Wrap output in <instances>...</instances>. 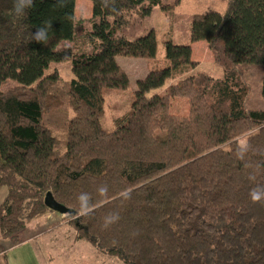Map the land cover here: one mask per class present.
Returning <instances> with one entry per match:
<instances>
[{"label": "trees", "instance_id": "trees-1", "mask_svg": "<svg viewBox=\"0 0 264 264\" xmlns=\"http://www.w3.org/2000/svg\"><path fill=\"white\" fill-rule=\"evenodd\" d=\"M180 1L91 0V17L76 20L75 0H34L23 16L14 0H0L1 264L27 225L53 211L47 192L71 210L62 221L75 241L107 260L264 264V203L250 197L264 186V109L245 105L248 73L259 74L264 97V0L184 16L187 41L162 37L158 58L154 29L134 34L154 6L173 17ZM46 21L47 43L31 40ZM197 41L220 75L199 68ZM117 56L145 58L148 72L105 130V90L131 85ZM66 61L71 78L45 74ZM81 193L95 209L89 216H79ZM109 213L120 219L105 228Z\"/></svg>", "mask_w": 264, "mask_h": 264}, {"label": "rangeland", "instance_id": "rangeland-1", "mask_svg": "<svg viewBox=\"0 0 264 264\" xmlns=\"http://www.w3.org/2000/svg\"><path fill=\"white\" fill-rule=\"evenodd\" d=\"M227 4V0H181L180 3L174 7L173 14H164L162 9L156 5L151 10L150 14L144 18L141 26L135 32V36L143 35L150 29H154L159 42L157 45L158 58L164 57V45L160 42L162 37L170 35L176 43H185L188 38L189 23L184 16L204 12L207 10H214L223 12ZM91 0H75V19H88L91 17ZM133 37V36H130ZM66 41L61 42L63 45ZM75 44L79 47L78 41ZM195 48L194 58L199 62V68L210 72L217 76L221 74L220 67L217 66L213 60L212 52L205 45L204 41H197L194 43ZM84 48L88 46L87 43L81 45ZM116 61L122 68H126V63L136 62L143 64L144 67L148 64L145 58H135L126 56H117ZM58 70L63 78L68 79L72 77L69 69V62H52L48 68L45 69V74L52 70ZM146 69L141 74H134L132 71L128 72L130 79V88L124 91H117L115 89L105 90V111L100 122L105 130H112L114 125L112 123V116L118 111H123L129 105V99L132 91L135 89V82L139 78H143ZM248 83V95L245 100L246 107L264 109V97L260 94V76L259 74L248 73L246 75ZM14 82L9 81L1 87L5 89L11 86ZM114 104H119L114 108ZM59 139H62V131L55 130L53 132ZM2 144V143H1ZM61 149H64L63 146ZM4 189V188H3ZM55 211L46 213L45 215L33 219L23 232L24 237L34 236L33 243L42 256L43 264H123L122 261L107 260L95 255V251L84 240L75 241L74 227L69 223L60 224L59 216ZM62 215V214H61ZM8 243L1 242V247ZM51 257L52 259H50Z\"/></svg>", "mask_w": 264, "mask_h": 264}, {"label": "clouds", "instance_id": "clouds-1", "mask_svg": "<svg viewBox=\"0 0 264 264\" xmlns=\"http://www.w3.org/2000/svg\"><path fill=\"white\" fill-rule=\"evenodd\" d=\"M103 2L105 3V6H107V0H103ZM57 3H60V0H57ZM34 7V0H14L13 4L14 13L18 16L26 15ZM50 29L51 21H46L42 26L40 25L37 27L36 31L31 35V40L46 44L49 39L48 32ZM247 150V145H243L241 148L242 153L246 152ZM101 191H104V189ZM123 195L126 199L130 197L129 193H124ZM250 197L253 203H264V186L258 185L257 187L253 188L250 192ZM77 199L79 202V216H89L95 211L94 207L89 204L88 195L81 193ZM119 219L120 217L118 213H109L104 217L103 226L108 228L111 225L117 223Z\"/></svg>", "mask_w": 264, "mask_h": 264}, {"label": "crops", "instance_id": "crops-1", "mask_svg": "<svg viewBox=\"0 0 264 264\" xmlns=\"http://www.w3.org/2000/svg\"><path fill=\"white\" fill-rule=\"evenodd\" d=\"M194 43H192L191 45L193 58H194L195 48H199L200 46H203V44H200L199 46L194 47ZM123 69L126 71L127 75L129 71H132L134 74H141L146 69V72H145V75H146L148 72V64L146 65V67H144L143 64H138L136 62H128L126 63V68H123ZM5 194H6V189L5 188L1 189L0 190V201L5 196ZM58 215L59 216L57 217H59V223L64 224L65 222L62 221L63 216L61 214H58ZM34 238H35L34 236L24 237L23 242H21L20 244L12 248H9L6 251L7 263L8 264H43L42 256L40 252L37 250V248L35 247V244L33 243ZM49 258L52 259L51 257ZM0 264H1V260H0Z\"/></svg>", "mask_w": 264, "mask_h": 264}, {"label": "water", "instance_id": "water-1", "mask_svg": "<svg viewBox=\"0 0 264 264\" xmlns=\"http://www.w3.org/2000/svg\"><path fill=\"white\" fill-rule=\"evenodd\" d=\"M44 204L51 210L60 213L62 215L70 213L71 210L65 207L63 204L57 202L51 192H47L44 197Z\"/></svg>", "mask_w": 264, "mask_h": 264}]
</instances>
